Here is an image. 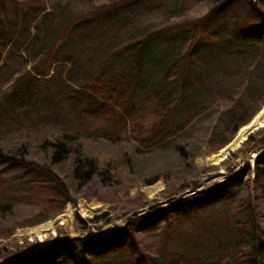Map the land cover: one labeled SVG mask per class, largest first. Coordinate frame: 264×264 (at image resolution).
<instances>
[{
  "label": "rangeland",
  "instance_id": "obj_1",
  "mask_svg": "<svg viewBox=\"0 0 264 264\" xmlns=\"http://www.w3.org/2000/svg\"><path fill=\"white\" fill-rule=\"evenodd\" d=\"M236 8L237 18L244 22L248 18L252 21L244 0ZM206 10V4H201V0H0V12H3L7 23H20L17 29L11 30L10 47L0 62V138L7 139V142L10 140L15 145L11 138L18 139L21 135L28 134L53 139L54 135L62 132H83L88 129L94 136L107 135L105 123L99 121L98 104L85 101L89 99V95L85 98L81 94V90L91 79L92 72H96L107 58L119 62L120 58H113L115 52L133 40L145 39L157 33L163 35L152 39L150 44L143 43L144 58L147 63H153L157 71L167 69L178 52L187 53L188 33L182 40L176 38L174 46L169 44L170 36L177 35L173 33L178 32L175 28L197 20ZM207 42L203 46L202 57L206 63H216L215 70L202 63L198 65L200 70L196 68V75L199 71L201 73L199 81H196L199 92L197 100L192 103V116L209 115L219 108L221 110L224 101L234 96V90L246 77L247 66L250 64L248 58L234 59V41H231L232 50L222 53L223 57L220 51L223 46L217 35H210ZM260 49L257 58L264 52V45ZM188 54L190 59L194 53ZM193 59L195 62L200 60L198 52ZM112 66L110 72L118 79L106 81L104 91L115 100L129 85L124 79H119L123 69L115 63ZM156 69L152 66L142 70L140 88L156 76ZM95 97L101 99V96ZM113 106L116 108V104ZM196 120L197 118L192 119L193 122ZM108 131L118 130L111 127ZM251 136H255V141L242 148ZM173 138L163 141L162 147L169 145ZM263 139L264 126L254 130L218 164L209 163L208 158L221 150L213 151L208 148L188 161L189 172L195 180L196 176L200 179L198 191L217 187L232 177L228 191L216 192L214 202L225 193L227 196L219 204H207L205 201L197 211L177 213L165 223L139 224L142 231L135 235L132 248L134 250L137 247V251L143 255L144 264H174V261L176 264L235 262L240 242L236 237V225L238 221H243V216L238 212L240 206L243 208L241 202L245 197L250 198L248 205L252 227L248 229V237L242 244H249L247 251L256 256L258 243L264 235V199L253 181L256 180L257 159L264 154V143H261ZM138 146L139 149H144L140 144ZM167 154L160 163L164 168L174 161L173 158L169 159L170 153ZM4 170V167H0V173ZM12 174L17 177L16 172H4L3 175L0 174V178L15 187L18 185V177ZM184 177L189 181L188 174ZM165 183L161 180L153 186H146L137 181L105 186L95 178L77 195L76 202H69L61 213L50 212L44 216V220L33 226L17 227L10 238L0 237V249L5 245L23 244L28 239L34 243L40 241V244L33 247L37 250L61 240L108 233L116 226L127 225L134 215L141 216L153 206L166 205L168 193H163L167 188ZM179 184L180 182L174 186V190ZM185 190L175 194V198L194 194L191 189ZM126 196L139 200L135 204H129ZM13 199L0 187V211L5 205H10ZM81 203H85L90 209L100 208V211L92 216H85L80 210ZM69 204L74 206L72 217L63 223L57 222L65 214ZM144 204L145 207L138 209ZM27 207H8L5 212L2 211L1 216L8 218L10 211L11 214L17 212L20 215L26 212ZM77 215L87 222L85 228L78 229L75 226ZM48 221L56 222L55 230L49 231L44 237L18 236L20 230ZM129 255L122 259H101L102 262L99 263L122 264L123 260L128 263ZM3 262L0 261V264Z\"/></svg>",
  "mask_w": 264,
  "mask_h": 264
},
{
  "label": "trees",
  "instance_id": "obj_2",
  "mask_svg": "<svg viewBox=\"0 0 264 264\" xmlns=\"http://www.w3.org/2000/svg\"><path fill=\"white\" fill-rule=\"evenodd\" d=\"M240 1L201 0V4H206V12L197 20L176 27L178 32L173 33L177 35L170 36L171 47L176 38L182 40L186 33L189 34V42L187 53L178 52L167 69L157 71L155 65L147 63L144 58L143 43L150 44L152 39L163 35L157 33L145 39L133 40L115 52L113 58H120L119 62L107 58L96 72H92L81 94L85 98L89 95L91 100L85 101L98 104L99 121L105 123L106 130L113 127L118 131H106L107 135L94 136L88 129L83 132L74 130L54 135L53 139L28 134L18 139L11 138L15 145L10 140L7 142V139L0 138V167L5 168L0 174L16 172L19 178L12 174L17 178L18 185L15 187L0 178V187L14 197L10 205H5L0 211L1 238H10L17 227L35 225L50 212L61 213L69 202H76L77 195L95 178L105 186L137 181L153 186L164 180L167 188L163 193H168L166 205L153 206L141 216L134 215L127 225L116 226L108 234L61 240L37 250L33 247L40 241L34 243L25 239L23 244L5 245L0 249L3 264H101L99 262L105 258L122 259L128 254V263L123 260L122 264H144L143 255L136 246L134 250L132 248L135 235L142 231L139 224L165 223L177 213L197 211L205 201L207 204H219L225 200L227 193L216 202L213 196L216 192L228 191L232 177L217 187L198 191L200 179L196 176L195 180L189 172L188 161L195 159L204 148L213 151L224 149L237 131L247 125L264 106V52L257 58L260 46L264 45V17L251 9L249 0H244L252 21L249 18L248 21H241L236 16ZM258 3L264 9V0H258ZM18 24L7 23L3 12H0V62L10 47L11 30H15ZM214 34L223 46L221 57L222 53L232 50L231 41H234V59L248 58L250 64L246 77L234 90V96L224 101L221 110L219 108L209 115L192 116V103L197 100L199 92L196 81H199L201 73L199 71L196 75V68L202 63L215 70L216 63H206L202 57L203 46L208 43V37ZM188 52L194 53L190 59ZM196 52L200 56L198 62L193 59ZM113 63L123 69L119 79H124L129 85L115 100L104 91L106 81L118 79L110 72ZM152 66L159 76L156 72V76L140 88L142 70ZM113 104H116V108ZM193 118L197 120L193 122ZM171 137L174 138L170 144L162 147V142ZM254 141L255 136H251L242 148ZM261 143H264V139ZM139 144L144 149H139ZM167 153H170L169 159L173 158L174 161L164 168L160 163ZM187 174L189 181L184 177ZM255 175V188L260 190L264 199V154L257 159ZM187 188L194 194L175 198V194L183 193ZM126 198L129 204L139 200L129 196ZM249 201V197L243 198V208H239L238 213L243 216V221H238L236 225V237L241 243L235 253L236 260L231 264H264V235L259 240L256 256L247 251L249 244H242L248 237V229L252 227ZM20 205L28 206L26 212L19 215L10 211L6 219L1 216L6 208H19ZM75 226L85 228L87 222L77 215Z\"/></svg>",
  "mask_w": 264,
  "mask_h": 264
},
{
  "label": "bare ground",
  "instance_id": "obj_3",
  "mask_svg": "<svg viewBox=\"0 0 264 264\" xmlns=\"http://www.w3.org/2000/svg\"><path fill=\"white\" fill-rule=\"evenodd\" d=\"M264 126V108L250 121L249 124L240 128L238 134L235 139L231 142V144L218 152L217 154H213L210 158H208L209 163L218 164L223 159H225L229 153L240 146V144L251 134L254 130H257ZM80 210L85 216H92L100 211V208L90 209L85 203L80 204ZM74 212V206L68 205L63 216L58 218L57 222L63 223L67 218H71ZM55 221H48L42 223L40 225L30 227L24 230H20L18 232V236H37L39 238L44 237L49 231L55 230Z\"/></svg>",
  "mask_w": 264,
  "mask_h": 264
},
{
  "label": "water",
  "instance_id": "obj_4",
  "mask_svg": "<svg viewBox=\"0 0 264 264\" xmlns=\"http://www.w3.org/2000/svg\"><path fill=\"white\" fill-rule=\"evenodd\" d=\"M249 5L253 11L264 17V9L259 5L258 0H249ZM238 132V131H237ZM247 139V138H246ZM231 144V142H230ZM229 144V145H230ZM228 145V146H229ZM226 146V148L228 147ZM232 152V151H231ZM50 245L46 246L49 247Z\"/></svg>",
  "mask_w": 264,
  "mask_h": 264
}]
</instances>
